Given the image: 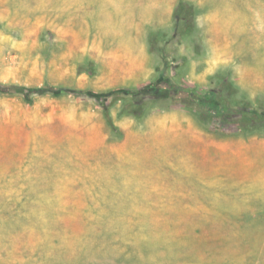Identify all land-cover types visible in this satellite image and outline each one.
Wrapping results in <instances>:
<instances>
[{"label":"rangeland","instance_id":"rangeland-1","mask_svg":"<svg viewBox=\"0 0 264 264\" xmlns=\"http://www.w3.org/2000/svg\"><path fill=\"white\" fill-rule=\"evenodd\" d=\"M53 1L0 0V264H147L120 237L112 255L54 249L116 234L113 193L135 218L121 180L155 194L152 219L180 234L159 264H264L263 4L241 0L234 35L200 0H169L157 20L149 0ZM38 170L55 183L32 182ZM107 172L115 188L94 181ZM258 226L261 248L245 249Z\"/></svg>","mask_w":264,"mask_h":264},{"label":"bare ground","instance_id":"bare-ground-1","mask_svg":"<svg viewBox=\"0 0 264 264\" xmlns=\"http://www.w3.org/2000/svg\"><path fill=\"white\" fill-rule=\"evenodd\" d=\"M104 1L105 0H103V2ZM110 1L111 0H107L105 3H102V0H96V4H104V6H106L108 3H110ZM149 1H150L149 6L146 9L142 10V13L144 15H148L149 18H152L153 20L160 19L161 18V12L160 11L161 10L163 11L166 9L169 0H161L159 7H156V5H157L156 0H149ZM200 1H201V3L207 2L208 4H211L212 6H214V9L212 10L213 13H211V15L214 16L215 19L224 17L227 20L225 22V24H223V26H220L221 30L222 29L228 30V26L234 24L235 28L232 31L233 34L238 35L240 33L239 30L241 28V24H242V22H244V17L242 14H245L239 10L241 8L240 7L241 3H242L241 0H200ZM247 1H249L250 3L251 2H261L264 6V0H247ZM53 3L56 4V0H54ZM2 4H3V2H0V7ZM99 6H102V5H99ZM6 9H8V8H6ZM105 12L106 11H104L103 13H100V16L98 19L101 20L102 22L106 23V24L111 25V26H112V24L115 25V14L114 13H108V12L105 13ZM222 23L223 22H221L220 24H222ZM213 28L218 29V21H215L213 23ZM109 174H111L113 177H115V175H116L115 172H107L104 174L95 173V174H92V176H95L94 181H96V183H98L99 185L104 184L107 187L115 188V184H119V183H116L114 180H110ZM262 175H264V173ZM123 177H124V175H123ZM254 178H255V181H257L258 175L255 176L253 174L250 177V180H253ZM121 179H119V180H121ZM129 179H131V178H129ZM260 179L263 183L264 178H260ZM56 180H58V179H56ZM32 182H34L36 184H39V183L43 184V183H48V182L55 183V175L49 174V173L47 174L45 172H42L41 170H38L37 172H35V176L33 177ZM178 182H179V178H177V181L175 182V184ZM136 183H137V180H135V183H129V185H127L128 183L126 184L125 180H121V182L119 184V190H121L120 192L124 193L122 196L128 198L127 200H130V202L132 200H137V199L139 200L140 199L141 204H143L141 206V208L137 207V209L134 211L133 215L134 214L136 215L135 218L132 216V214H131L132 217H129V216L124 215V212H123L124 211L123 207H125L126 205H131L132 202L131 203L121 202L120 203V201H119V204H117L118 206H115V193H113L109 198V206H107V213L110 214L109 216L111 217V219L109 220L110 222H108L107 226L108 227H110V226L115 227L116 225L118 226V231L116 234H115V232L114 233L110 232V234H113V235H110V239H107V240H106V238L100 239L99 237L96 236L97 235V233H95L96 228L93 229V227H92V228H89V231L88 230L85 231V233L86 232L89 233L86 236L87 240H85V241L75 240V241H71V242H64L63 246L59 245V246L55 247L54 249H58V253H61L60 249L61 250L62 249H64V250L70 249L71 255H75V254H79V252H83V254H84L83 256H85L86 259L87 258L90 259V257L92 258L95 256H106V255H112L113 253H115V245H113V242L115 241V237H117V238L120 237V238H122L121 243H122V241H125L126 239H131L133 244L131 245L129 250L132 251L133 253L142 252V253L146 254L145 261L147 264H159L158 255L163 250H166V253H169V254L173 253L174 255L179 256L178 253H180V251H181V249L179 247V243H180V239L178 237V235H180L179 232L176 230H169L167 225L152 219L153 218L152 217V211L149 208V206L145 202H143V200H145L147 196H149V197L153 196L154 197L155 194L153 193L154 195H152V193H150L145 188H140V189L135 188L133 190V188L130 185H136ZM50 185L51 184H49V186ZM253 188H251L252 189L251 191H253ZM60 189H61V187H60ZM257 190L264 193V185L261 184L260 186H258ZM253 192L255 194L256 191H253ZM117 193H119V192L117 191ZM260 196H262V195L260 194ZM120 200H121V198H120ZM153 204H154V202H153ZM134 205H135V203H134ZM182 206H184V205H182ZM180 208H182V207H180ZM154 213H155V211H154ZM159 213H161V212H159ZM116 215H120V216L116 217ZM161 216H163V215H160V217ZM185 216H186V213H185ZM251 227H252V224H251ZM87 229H88V227H87ZM252 229H254V228H252ZM261 231H262V228H260V227L257 229H254V231L247 230L248 243H247V245H245V249H253V248L254 249H256V248L260 249L259 247H261L260 245H262V244H260L258 242V239H256V237L260 236L259 233ZM173 240H174L175 244H174ZM245 253H246V251H245ZM246 257L247 256H244L245 259H246ZM50 263H53V261Z\"/></svg>","mask_w":264,"mask_h":264},{"label":"trees","instance_id":"trees-1","mask_svg":"<svg viewBox=\"0 0 264 264\" xmlns=\"http://www.w3.org/2000/svg\"><path fill=\"white\" fill-rule=\"evenodd\" d=\"M180 8V5L177 6L175 12ZM23 90H25V93H29V92H36V91H53V88H45V87H39V88H25L23 87ZM61 91H69V90H65V89H60L58 90V92ZM73 92H77V93H83L84 90H71ZM188 96L190 97L191 100H198L201 103H206L207 101L211 100V96L210 97H205V96H200L197 93H195L194 91H187ZM212 101V100H211ZM216 103L219 105H223L221 101L216 100Z\"/></svg>","mask_w":264,"mask_h":264},{"label":"crops","instance_id":"crops-1","mask_svg":"<svg viewBox=\"0 0 264 264\" xmlns=\"http://www.w3.org/2000/svg\"><path fill=\"white\" fill-rule=\"evenodd\" d=\"M249 180H250V178H249ZM262 184L264 185V181H263V183H262ZM259 248H261V247H259ZM257 249H258V248H257ZM259 256H260V255H258V258H259ZM258 258H257V259H255V261H253V262H252V264H258V263H256V261L258 260Z\"/></svg>","mask_w":264,"mask_h":264}]
</instances>
